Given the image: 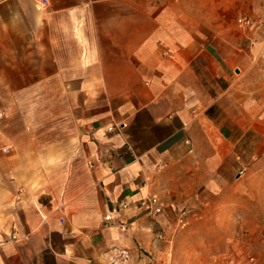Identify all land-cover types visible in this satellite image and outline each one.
Masks as SVG:
<instances>
[{
  "label": "crops",
  "instance_id": "crops-1",
  "mask_svg": "<svg viewBox=\"0 0 264 264\" xmlns=\"http://www.w3.org/2000/svg\"><path fill=\"white\" fill-rule=\"evenodd\" d=\"M39 1L0 0V264H264V0Z\"/></svg>",
  "mask_w": 264,
  "mask_h": 264
},
{
  "label": "built area",
  "instance_id": "built-area-1",
  "mask_svg": "<svg viewBox=\"0 0 264 264\" xmlns=\"http://www.w3.org/2000/svg\"><path fill=\"white\" fill-rule=\"evenodd\" d=\"M48 3V0H40L39 4L41 6H45ZM238 23L243 25V26H252L254 25V20L247 15L241 16L238 19ZM116 126V124L110 126L108 129L109 130H113ZM122 126H125V124H123ZM6 150V149H5ZM148 203H149V210L151 211V213L153 214H158L160 212H162L163 210V204L159 198V196L157 195H152L149 197L148 199ZM127 204L126 203H122L121 207H126ZM105 222L108 224H113V216L111 213L107 214L105 217ZM179 222L182 224H186L185 222V218L183 215H181ZM119 226L120 228H122L123 230H126L128 228V224L127 222H119ZM13 239H16V236L13 235L12 236ZM110 255H109V264H177L175 261L170 260L166 263H157V262H153V261H149V262H144L143 257H141L138 261L136 260V258L134 257L133 253L131 252V250L127 247L124 246H113L111 247V250L109 251Z\"/></svg>",
  "mask_w": 264,
  "mask_h": 264
},
{
  "label": "rangeland",
  "instance_id": "rangeland-1",
  "mask_svg": "<svg viewBox=\"0 0 264 264\" xmlns=\"http://www.w3.org/2000/svg\"><path fill=\"white\" fill-rule=\"evenodd\" d=\"M247 1V0H246ZM203 1L202 0H194V3L196 4V6H197V4L198 3H202ZM201 7H203L202 5H201ZM250 13H247V12H243L242 14H239L238 16H237V18H236V21H237V23H238V19L240 18V16H244V15H249ZM262 169V168H261ZM262 171L264 172V167H263V169H262ZM258 184H260V186H257V189L258 190H260V191H262V188H263V186L262 185H264V182L263 181H260ZM254 194H257V192H254ZM259 194V193H258ZM186 215L187 214H184L183 216H184V218H185V222H186V224L184 225V224H182V223H180L179 222V224L181 225V226H186L187 224H188V221H187V217H186ZM181 217V216H180ZM260 218H261V222H264V213H261L260 214ZM180 219V218H179ZM248 231H250V230H248ZM259 232H260V235H259V237H261V236H264V229H259ZM254 233H256V231L254 232ZM249 239H250V237H251V235H253V233L252 232H249ZM251 243V242H250ZM222 247V250L223 249H226V251H228V250H230L231 249V246H221ZM262 247H264L263 245H261V241H260V243L259 244H244V246H243V248H244V255L248 258V259H250L251 258V255L252 254H255L254 252H253V249H257V248H260V249H263ZM230 253H232V252H230Z\"/></svg>",
  "mask_w": 264,
  "mask_h": 264
}]
</instances>
